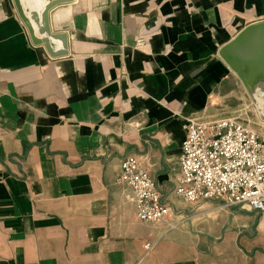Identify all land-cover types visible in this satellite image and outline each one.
<instances>
[{"label": "crops", "instance_id": "crops-1", "mask_svg": "<svg viewBox=\"0 0 264 264\" xmlns=\"http://www.w3.org/2000/svg\"><path fill=\"white\" fill-rule=\"evenodd\" d=\"M262 21L264 0H67L49 11L66 50L51 57L0 0V264H264V210L173 190L184 118L241 96L219 49ZM127 155L175 228L137 219L115 181Z\"/></svg>", "mask_w": 264, "mask_h": 264}, {"label": "built area", "instance_id": "built-area-1", "mask_svg": "<svg viewBox=\"0 0 264 264\" xmlns=\"http://www.w3.org/2000/svg\"><path fill=\"white\" fill-rule=\"evenodd\" d=\"M143 39L136 40L141 46ZM246 113L207 118H184L185 136L180 145V175L174 193L187 204L220 200L226 207L264 210V136L252 128ZM247 118V119H246ZM116 183L132 190L136 217L149 224L175 228L172 212L155 182L135 155L120 162ZM154 246L144 243L146 251Z\"/></svg>", "mask_w": 264, "mask_h": 264}, {"label": "water", "instance_id": "water-1", "mask_svg": "<svg viewBox=\"0 0 264 264\" xmlns=\"http://www.w3.org/2000/svg\"><path fill=\"white\" fill-rule=\"evenodd\" d=\"M65 1L52 0L41 8L26 9L21 0H13L31 43L43 46L51 57L66 55L64 48L54 50L52 46L56 39L64 45L63 36L49 30V11ZM219 56L240 80L255 105L258 119L264 122V21L245 26L219 49Z\"/></svg>", "mask_w": 264, "mask_h": 264}, {"label": "rangeland", "instance_id": "rangeland-1", "mask_svg": "<svg viewBox=\"0 0 264 264\" xmlns=\"http://www.w3.org/2000/svg\"><path fill=\"white\" fill-rule=\"evenodd\" d=\"M240 91H241V96L235 99L236 101L235 111L231 114H227L226 116L237 115L245 112L246 113L245 117L249 119L252 128L255 129L259 134L264 136V122H261L258 119L255 105L252 102V99L250 98L249 94L247 93L244 87H241ZM263 105L264 103H262V106Z\"/></svg>", "mask_w": 264, "mask_h": 264}, {"label": "bare ground", "instance_id": "bare-ground-1", "mask_svg": "<svg viewBox=\"0 0 264 264\" xmlns=\"http://www.w3.org/2000/svg\"><path fill=\"white\" fill-rule=\"evenodd\" d=\"M37 6L33 5V4H28V9H36Z\"/></svg>", "mask_w": 264, "mask_h": 264}]
</instances>
